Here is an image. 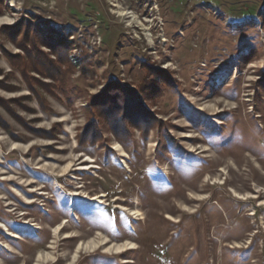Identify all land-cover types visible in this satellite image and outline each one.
<instances>
[{
  "label": "rangeland",
  "instance_id": "obj_1",
  "mask_svg": "<svg viewBox=\"0 0 264 264\" xmlns=\"http://www.w3.org/2000/svg\"><path fill=\"white\" fill-rule=\"evenodd\" d=\"M0 264H264V0H0Z\"/></svg>",
  "mask_w": 264,
  "mask_h": 264
},
{
  "label": "trees",
  "instance_id": "obj_2",
  "mask_svg": "<svg viewBox=\"0 0 264 264\" xmlns=\"http://www.w3.org/2000/svg\"><path fill=\"white\" fill-rule=\"evenodd\" d=\"M39 32H41L42 33V30L40 29V27H39ZM51 32V31H50ZM41 38H43V36L39 33V39H41ZM45 38H48L50 41H53V42H55V40H56V43H58V41L61 39L59 36H55V34H53V37H45ZM44 39V38H43ZM43 42V41H42ZM65 43V42H64ZM62 44V46L64 47V48H66V46L67 45H65V44ZM57 46V45H56ZM56 46H53L52 47V49H54V48H57ZM59 48V47H58ZM57 48V49H58ZM56 50V49H55ZM65 53H66V51H65ZM65 56H66V54H65ZM39 60L41 61V62H43L44 64H46L50 69H49V71L51 72V71H53V68L55 67V64L52 62V61H50L49 60V58H47L46 56H45V54L43 53V52H41V50H39ZM19 65H20V67H21V69H23V70H25V71H27V70H29V68L30 67H32V66H36V64L35 63H31V64H29L28 62H21V61H19ZM42 66V65H41ZM40 67V66H39ZM42 68H43V66H42ZM39 74H44V72H43V69H39ZM102 108H105L106 106H104L103 104H99ZM110 107H111V109L112 110H117L118 108H117V102L115 101V100H113L110 104ZM129 106H132V104L131 103H129V104H127V105H125V108L124 109H126L127 107H129ZM136 116V115H135ZM138 116H141L142 117V115L140 114V115H138ZM143 117H144V115H143ZM145 118V117H144Z\"/></svg>",
  "mask_w": 264,
  "mask_h": 264
},
{
  "label": "bare ground",
  "instance_id": "obj_3",
  "mask_svg": "<svg viewBox=\"0 0 264 264\" xmlns=\"http://www.w3.org/2000/svg\"><path fill=\"white\" fill-rule=\"evenodd\" d=\"M132 247L130 246V245H126V249H131ZM118 253L119 252H122V250H120V251H117Z\"/></svg>",
  "mask_w": 264,
  "mask_h": 264
}]
</instances>
